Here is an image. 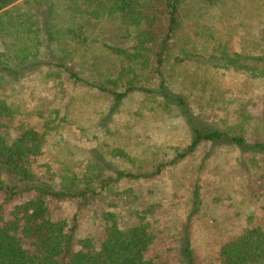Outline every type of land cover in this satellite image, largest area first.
Returning <instances> with one entry per match:
<instances>
[{"label": "trees", "instance_id": "16d2710c", "mask_svg": "<svg viewBox=\"0 0 264 264\" xmlns=\"http://www.w3.org/2000/svg\"><path fill=\"white\" fill-rule=\"evenodd\" d=\"M188 1L198 3L189 8L193 11H188ZM250 2L0 0V264H200L189 239L190 225L201 210L200 186L187 194L178 236L160 254L155 246L161 231L153 223L162 208L161 199H151L153 191L147 189L142 194L140 188L158 180L167 169H176L206 145L229 143L264 151V138L246 143L242 125L215 130L196 127L187 98L171 90L167 74L168 66L189 64L213 70L214 79L219 71L226 74L233 70L251 78L264 77V22L254 23L258 6ZM214 10L218 17H207ZM189 13L195 15L196 22L200 19V25H190V31L205 43L193 44L191 35L176 50V38ZM236 16L244 19L229 24V31L241 28L251 33L257 28L253 33L257 38L254 47H260L257 53L243 49L229 55L228 42L215 36L220 29L206 25L211 19L217 22ZM5 50L14 55L11 63ZM37 76L53 85L51 94L57 102L65 92L82 90L100 95L118 108L141 95L145 103L141 115L157 113L164 123L172 124L171 115L175 114L189 125L193 137L184 145L166 137L160 145L148 143V131L132 134L127 121L119 123V111L109 109L115 125L110 134L116 135L119 127H124L125 132L118 135L127 137L126 143L133 142L131 153L118 147L117 168L96 165L95 172L56 179L47 166L39 171L35 165L50 131L66 121V114L59 116V109L54 108L42 116L39 108L35 112L40 119L24 118L13 92L4 91ZM262 106L264 121V98ZM140 144H144V152L151 150L142 160L136 159ZM204 165L203 160L197 169ZM123 184L129 187L119 191ZM59 199L76 203L68 219L58 220L51 211V203ZM87 213L94 214L89 217L98 222L99 231L85 237L80 235V224ZM263 215L256 222L249 215L239 231L218 242L212 259L204 264H264Z\"/></svg>", "mask_w": 264, "mask_h": 264}, {"label": "rangeland", "instance_id": "374dc122", "mask_svg": "<svg viewBox=\"0 0 264 264\" xmlns=\"http://www.w3.org/2000/svg\"><path fill=\"white\" fill-rule=\"evenodd\" d=\"M252 2L255 7L258 6L259 12V15L258 12L254 13L256 17L254 23L257 24L258 20L264 22V0H251L250 5ZM196 4L198 3L188 1L186 4L188 11H193L189 8ZM229 6L233 7L232 4ZM227 11L232 13L231 9ZM213 14H217L218 17L219 12L210 11L207 17ZM194 16L189 13L188 18L183 19L184 29L176 38V50L181 49L185 39L190 40L191 35L193 44L205 43L202 37H195L190 31V25H200V19L196 22ZM227 18L225 21L217 22L211 19L206 24L216 25L217 31L220 29L215 36L228 42L227 53L230 55L243 49L248 52L255 50L254 53H257L259 46L254 47L257 38L253 34L257 33V28L250 31L251 33L241 28L238 32L236 29L229 31L232 22L237 24L244 18L238 16L231 20ZM250 41H253L252 44ZM4 52L6 60L11 63L14 55L10 50ZM207 52L210 53L211 50ZM207 71L189 64L167 68L171 90L174 89L176 93L185 96L187 103L190 104L192 123L204 130L242 125L244 132L241 135L248 144L255 138H264V121L261 115L264 77L251 78L245 72L233 70L227 71L226 74L219 71L214 79L213 70ZM11 87L5 89L1 87V90L13 92L16 103L24 111V118L28 116L37 120L40 119L38 118L40 114L47 115L54 108L59 109L61 114L59 116L66 114V121L50 131L43 154L37 158L35 165L40 168H37L39 171H44L47 166L49 174L56 179L73 173L82 176L95 172L96 165L117 168L119 158H115V154L120 150L118 147L123 146L122 150L131 153L129 145L133 142L126 143L127 137L118 135L125 132L124 127H119L120 133L110 134L115 125L109 117V109L114 110V113L115 110L119 111L117 114L119 123L127 121L132 134L148 131V143L160 145L161 138L166 137L176 145H184L193 137L189 125L182 119L180 121L175 114L171 115L172 124L164 123L157 113L151 114L146 111L141 115L140 111L145 104L141 95L130 98L117 108L116 103L82 90L65 92L63 96L61 95V101L57 102L51 94L53 85L43 83L38 76L20 80L15 87L13 86L14 89ZM39 108L42 111L40 114L35 112ZM206 146L198 149L176 169H167L158 180L144 183L145 187L140 188L142 194L146 193L147 189L153 191L151 199H161L162 208L153 223L154 227L161 231V234H158L159 242L157 241L155 246V252L160 254L171 245L172 238L178 236L177 230L184 219L183 202L187 194L196 185L200 186L201 210L189 230V239L200 264L210 261L218 242L239 231L249 215L256 222L258 216L264 214V151H250L229 143H217L211 148ZM143 149L144 144H140L136 159L142 160L151 152V150L144 152ZM203 160L205 165L198 170L197 167ZM119 187L117 189L120 191L129 185L123 184ZM75 206L73 200L59 199L53 201L50 208L55 218L60 220L68 219ZM99 209L100 207L97 208L98 211ZM93 215L87 213L84 217L80 224L81 236L98 234V222L89 217Z\"/></svg>", "mask_w": 264, "mask_h": 264}]
</instances>
